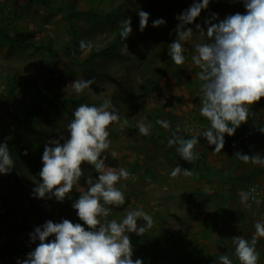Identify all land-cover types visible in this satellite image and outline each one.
<instances>
[{
  "label": "rangeland",
  "instance_id": "374dc122",
  "mask_svg": "<svg viewBox=\"0 0 264 264\" xmlns=\"http://www.w3.org/2000/svg\"><path fill=\"white\" fill-rule=\"evenodd\" d=\"M210 5L228 15L246 12L240 0H211ZM138 10L149 13L143 31ZM180 13V0H0V29L16 37L0 31V143L6 142L14 157V169L0 174V264L26 259L39 243H32L29 234L48 220L83 224L72 207L81 194L75 188L63 202L34 198L33 189L42 182L45 145L69 137L67 125L79 105L98 107L105 99L128 120L127 126H110L111 145L102 155L116 166L105 165L131 173L124 182L126 203L110 206L107 219L119 222L140 209L154 220L144 236L130 234L133 260L218 264L217 258L227 255L240 264L232 238L251 240L255 223L264 220V165L251 158L245 163L236 154L264 157L259 131L264 98L250 107L248 121L234 135L225 134L222 151L214 152L215 146L200 136L209 121L200 114L202 82L192 61L196 43L207 38L196 33L195 24L188 25L194 33L181 42L187 49L185 64L175 65L169 55ZM125 18L133 29L127 40L120 37ZM161 18L166 24L153 27ZM195 23L207 30L203 21ZM81 41H90L91 49L82 50ZM77 79L96 83L76 94L71 84ZM138 122L152 125L150 135L139 134ZM177 126L179 135L198 140L199 158L193 163L180 156L177 146H168ZM178 165L191 175L172 178ZM82 167L80 192L87 190V177L98 176L91 165ZM247 192L251 195L243 201ZM145 223L138 220V226ZM256 250L258 264H264V238H258Z\"/></svg>",
  "mask_w": 264,
  "mask_h": 264
},
{
  "label": "clouds",
  "instance_id": "9594fccd",
  "mask_svg": "<svg viewBox=\"0 0 264 264\" xmlns=\"http://www.w3.org/2000/svg\"><path fill=\"white\" fill-rule=\"evenodd\" d=\"M211 0H194L193 4L176 19L177 39L169 47V55L175 65H184L187 49L181 42L193 37V29L187 27L195 24L196 33L206 37L195 45L193 63L198 67L197 73L201 83L202 107L200 114L207 118L209 126L200 136L206 138L209 145H214V152H221L225 146V134L232 136L250 117V107L264 98V0H240L246 12L226 16L220 20L218 14L211 13L205 18L207 30L196 20L202 11L208 10ZM140 31L148 26L149 13L138 10ZM164 19L152 22L153 27L165 25ZM131 19L125 18L120 23V37L127 40L132 34ZM127 48V45L124 44ZM92 43L81 41L80 48L91 49ZM128 49V48H127ZM94 79H77L71 87L76 94L86 89L92 90ZM73 119L67 125L69 137L61 136L45 145L41 157V177L34 189V198L55 199L63 202L71 199L69 193L75 190L80 194L72 207L81 223L68 219L62 222L48 220L35 227L30 233V240L36 244L26 259H17V264H143L139 258L133 260V245L130 234L144 236L154 224L153 217L143 210L128 211L118 222L107 219L111 207H120L126 203L125 181L131 173L121 167H106V157L102 154L110 148V126L128 125L115 109L111 99H105L100 106L79 105L72 113ZM168 129L169 123L157 121ZM139 134L148 136L151 124L138 122ZM264 133V126L259 128ZM179 126L168 140V146H177L176 151L190 163L199 158L196 151V137L185 139L179 135ZM63 141V143H61ZM27 155V151L24 153ZM112 157H117L115 151ZM241 160L248 163L264 165V157H250L237 153ZM94 167L98 176L86 178L87 190L80 192L81 178L84 177L83 165ZM14 169V157L6 142L0 143V174H9ZM191 175V170L176 166L171 172L172 178ZM252 192L255 189L251 190ZM251 192L243 193L241 199L247 201ZM146 223L138 226V220ZM87 226V228L85 227ZM255 234L251 240L243 236L232 238L235 256L240 264H258L260 254L256 250L258 238H264V220L254 225ZM51 238V239H50ZM218 264H233L227 255L218 258Z\"/></svg>",
  "mask_w": 264,
  "mask_h": 264
},
{
  "label": "built area",
  "instance_id": "2783aa9c",
  "mask_svg": "<svg viewBox=\"0 0 264 264\" xmlns=\"http://www.w3.org/2000/svg\"><path fill=\"white\" fill-rule=\"evenodd\" d=\"M182 4V12L189 8L190 5L193 4L194 0H180ZM211 13L218 14L220 20H223L227 15L221 12L219 9L215 7L209 6L208 10L202 11L201 16L197 18V20L205 21L206 17H210Z\"/></svg>",
  "mask_w": 264,
  "mask_h": 264
},
{
  "label": "trees",
  "instance_id": "16d2710c",
  "mask_svg": "<svg viewBox=\"0 0 264 264\" xmlns=\"http://www.w3.org/2000/svg\"><path fill=\"white\" fill-rule=\"evenodd\" d=\"M0 31L3 33V35L6 37V38H10V39H14L16 37H14L13 35H9L8 33H5L2 29H0ZM105 164H109L111 166H116V161H111V159L108 157V159L106 160Z\"/></svg>",
  "mask_w": 264,
  "mask_h": 264
},
{
  "label": "crops",
  "instance_id": "0c3cea01",
  "mask_svg": "<svg viewBox=\"0 0 264 264\" xmlns=\"http://www.w3.org/2000/svg\"><path fill=\"white\" fill-rule=\"evenodd\" d=\"M209 6L213 7V6L210 5V4H209ZM215 8H216V7H215ZM217 9H218V8H217ZM219 10L228 16V13H227V12L225 13V11H223V10H221V9H219Z\"/></svg>",
  "mask_w": 264,
  "mask_h": 264
}]
</instances>
